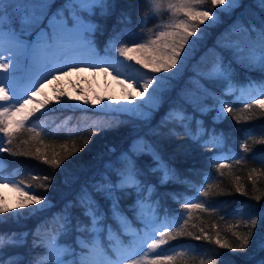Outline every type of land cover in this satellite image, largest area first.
<instances>
[{
  "label": "snow or ice",
  "instance_id": "1",
  "mask_svg": "<svg viewBox=\"0 0 264 264\" xmlns=\"http://www.w3.org/2000/svg\"><path fill=\"white\" fill-rule=\"evenodd\" d=\"M141 4H146L147 0H140ZM204 0H182L180 5L181 11L188 17L187 20H179L174 25L169 27L174 28V31H160L156 33V38L151 39L146 43H138L135 39L121 43L119 48H115V52L123 57V60H117L116 63L121 68H125L129 61H135L142 65L144 69H151L152 72L159 73L161 71L168 73L176 68L181 60V52L185 45L189 42V36L196 35L199 24L205 21L217 18L216 5H224L220 11H231L240 6V0H211L212 7L207 11H202L194 8V5L203 4ZM54 0H0V101H9V93H11L12 101L18 105L14 108H0V133H4L8 138V143L11 142L13 136V127L19 129L25 122L29 121L30 117L37 112V108L46 110L49 105V100L38 101L36 106L25 111V106L32 103L31 98L24 100L22 94L18 91L21 85H26L23 95L28 94L30 88L35 87L37 80L33 77L49 64L54 61L55 54L71 49L73 46L83 45L90 46L94 42L95 34L102 32L104 21L112 16H116L115 24L112 27L113 36L118 40L122 32L127 29L122 27L117 31V25L126 26L131 23L129 15L125 10L120 9L119 0H63V4L53 9ZM258 5L264 12V0H258ZM119 13L117 14V10ZM191 29V31H190ZM245 33L251 37L255 33V39L249 40L248 50L239 40L229 39L230 35H238ZM223 42L218 39L217 47L228 51L232 54V59L225 61L221 52H216L215 63L206 71L194 70V77L189 83L191 88H183L178 93L179 102L170 105L159 120L153 124L157 113L164 105V93L171 90L170 80L174 77L162 78L152 77L144 83L135 82V87L140 91L137 95L142 98L141 101H136L134 97H126L129 104L121 107L133 112L139 108L141 104L147 108V111L141 112L139 119L145 131L132 129L133 135L126 146L116 155V149L109 147L108 152L115 155V160L111 157L105 160L100 168L96 169L92 175L83 183H80L79 176H73L71 183L79 184V189L74 198L65 203L60 213H56L53 219L59 217V234L67 235L70 231H75L78 234H87L90 239L86 242L78 236L77 243L81 247V253L78 258L72 261V264H119L120 257L116 260L106 258L102 243L106 237L111 239L116 228L122 232H127L130 229V223L125 214V209L122 207L121 201L126 195L135 194V202L129 208L131 211H136L143 216L145 228H151L154 232L156 227V218L144 216V203L149 205L153 203L156 206L161 205L162 199L169 194L159 193L158 189L165 187L169 183H181V176L177 169L172 165L170 159H165L161 144L165 140L180 139L186 137L193 143H200L201 138L208 134V130L204 126L203 119H195V114L199 113L201 117L212 111L213 106L204 103L208 99H213L220 104L216 108V115L212 118L213 128L210 130L212 136L209 143L213 140H218L222 143L223 132L217 133L215 125L226 119L225 110L228 112L234 111V108L228 107V103L222 101L220 96L216 95L204 84L201 80L227 81V89H234V78L232 72V64L244 66L251 70L259 68L262 76H264V17L261 18L260 27L255 24L245 27L243 23L237 21L225 33L222 34ZM131 44V47L128 45ZM259 49V52L256 51ZM111 66V64H110ZM107 71V69H103ZM117 72V76L127 75L130 81H135V77L127 74L124 71ZM46 78V77H43ZM164 85H169L164 87ZM41 88L31 92L34 97ZM201 94H203L201 96ZM63 94L55 99L58 103H63ZM98 103V101L96 102ZM259 103L264 109V101H254ZM203 104V107H198ZM87 105V100L80 107ZM244 107L251 108V104H245ZM192 109V114H189L188 109ZM17 114H21L20 119H14ZM193 123L196 128L193 131ZM118 126V125H117ZM112 127V125H109ZM39 136V133L36 134ZM89 141H85L87 144ZM27 143V142H26ZM42 144L43 141H40ZM264 144V140L259 141ZM0 145H5V138L0 137ZM206 146V144H202ZM179 148L186 150V146L180 144ZM240 148L245 153L250 151L247 143H241ZM81 149L73 147L69 150L64 148V152L68 155L60 158V154L53 152L51 157L47 156L40 147L35 149H26L23 152H13L10 147H0V152L9 153L11 156L22 155L25 158H35L45 165L52 167V174H44L42 177L37 174L33 180H40L39 185L44 191L40 192L37 188L31 185H25L23 181L16 182L9 180L12 186L20 193L18 202L9 208L6 204H0V223L7 222L4 214L12 219L13 222H19L26 219L37 212H43L48 208L54 207L53 201L48 196V189L51 187L54 178V172L62 166L63 160L74 155ZM103 160V153L100 154ZM256 159L255 154L252 156ZM239 162V161H238ZM256 162L264 164V154H260ZM4 169L3 158H0V171ZM156 176L158 183L150 182L146 179L147 176ZM0 176V179H3ZM68 184L66 178L63 181ZM211 185L209 186V190ZM205 190L202 195L207 197L210 192ZM237 193H244L240 186H237ZM156 199L153 202L152 197ZM260 199L259 196L256 197ZM107 203V209L104 203ZM180 202V201H176ZM185 209H205L204 203L183 204ZM79 209L80 216L86 218L87 222H83L77 217L73 224L72 210ZM207 210V209H205ZM165 211H168L165 208ZM243 217V232H233L236 243L232 244L227 239L222 240L219 234L215 238L201 229L202 235H195V240H206L212 242L214 239L215 245L222 249H228L233 255L242 254V264H264V207L255 208L251 212L239 213ZM177 217H181L182 213H175ZM185 220L181 225V229L187 225ZM115 226V228H114ZM39 227V226H38ZM168 232L166 226L164 232L160 233L161 237ZM29 232H0V264H65L63 257L71 255V251L67 247H60L55 238L49 242L47 246V255L44 259H36L31 257L25 259L21 253H12L5 255V248H22L27 245V237ZM181 231L179 235H184ZM187 235L192 236L189 232ZM32 248L40 247L35 234H33ZM166 241L161 239H153L148 245L150 249H156ZM255 248L259 255L258 258L250 257V250ZM218 258L217 264H234L231 260H226L223 254L218 250L214 252ZM103 257V258H102ZM165 259L171 261L172 257ZM129 264H137L135 260L129 259ZM151 264H162L159 257L154 258Z\"/></svg>",
  "mask_w": 264,
  "mask_h": 264
},
{
  "label": "trees",
  "instance_id": "2",
  "mask_svg": "<svg viewBox=\"0 0 264 264\" xmlns=\"http://www.w3.org/2000/svg\"><path fill=\"white\" fill-rule=\"evenodd\" d=\"M63 4V0H54L53 11ZM120 9L125 10L129 15L131 23L126 26L117 25L119 32L122 27L127 30L122 32L118 41L128 39L129 31L138 35L150 31L158 16V10L150 8L149 0L146 4H141L140 0H119ZM117 10V14L119 10ZM264 12L261 11L258 0H240V6L231 11H219L215 21L207 24H200L201 34L197 38L194 46V53L190 60L185 63L184 69L180 74L172 76L170 80L171 90L165 92L164 105L157 113L153 120L155 124L159 120V116L170 105L179 102L178 93L183 88L193 87L189 81L194 77L196 63L200 67H211L215 63L213 53L221 52L225 61L231 60L232 57L227 51L217 47L218 39L223 42L222 34L225 33L233 24L240 21L245 27L255 24L260 27L261 18ZM116 16H112L104 21L102 32L95 34L94 42L91 44L93 49L98 53H102L104 47H107L108 41L117 39L113 36L112 27L115 24ZM241 32L238 35H230L235 40H254L255 33L251 37L243 36ZM232 72L234 78V91L230 94L224 92L227 81L201 80L200 82L209 88L216 95L220 96L222 101L228 103V107L234 108V111L224 112L226 119L215 125L217 133L223 132L222 143L218 140L208 142L212 136L211 129L212 115L214 109L201 117L199 113L195 114V119H203L204 126L208 130V134L201 138L200 143H193L186 137L180 139L165 140L161 144L162 153L165 159H170L172 165L177 169L181 176V183H169L165 187L159 188V193L167 192L169 195L162 199V203L156 206L154 203L149 205L147 201L144 203V214L158 217L160 223L156 227L157 231L151 234L158 235L164 232L168 227V232L164 237L154 236L153 239L163 238L166 243L160 245L156 249H152L147 256L145 264H151V261L159 257L162 264H217L215 251L223 254L224 259L231 260L234 264H242V254L233 255L228 249L219 248L212 242L206 240H195V235H202L201 229L215 238L219 234L222 240L227 239L230 243L235 244L233 232L245 231L243 227V217L239 214L241 210L251 212L255 208L264 207V164L256 162L260 154H264V144L259 141L264 140V109L259 103L244 98H233L235 90L246 83H264V76L260 69H245L232 64ZM169 85H164L168 87ZM209 106L214 107L219 103L213 99L205 101ZM251 104V108H245V104ZM192 114V109H188ZM139 114L135 112L124 113L115 111H96L90 109H74L67 107L55 109L48 108L42 112H36L29 121L17 129L13 128V136L11 142L4 134L5 145L10 147L13 152H23L31 148L33 152L37 147L49 157L53 152L59 153L63 159L68 153L64 152L67 147L71 150L73 147L81 149L68 159L63 160L62 166L54 172L51 187L48 189V196L53 201L54 207L48 208L43 212L20 220L18 223L13 222L7 214V222L0 223V232L10 233L29 232L27 237V245L22 248H5V255L12 253H21L25 259L35 257L36 259H44L47 255V245L56 239L59 241L60 247H67L71 251V255H66L67 264L81 253V247L77 243L78 236L85 242L90 239L87 234H78L70 231L67 235L59 234V217L53 219L54 214L60 213L65 203L72 200L79 189V184L73 185L71 178L73 176L80 177V183L86 181L92 173L100 168L102 163L111 157L115 160V155L109 153V147L116 149V155L126 146L131 136L132 129L145 131L143 123L137 119ZM112 125V127H109ZM118 125V126H117ZM195 131L196 125H192ZM39 133V136L36 134ZM1 136V133H0ZM89 141L85 144V141ZM40 141H43L41 144ZM27 142V143H26ZM241 143H247L250 151L245 153L240 148ZM183 144L186 150L178 146ZM206 144V146H202ZM103 153V160L100 154ZM255 154L256 159L252 156ZM0 158H3L4 169L0 174L11 176L23 181L26 185L37 188L40 192L44 190L39 187L41 181L33 180V177L39 174H52V167L45 165L35 158H25L22 155L11 156L9 153L0 152ZM239 161V162H238ZM68 179L69 183L63 181ZM146 179L153 183H158L156 176H147ZM211 189L209 190V186ZM240 186L245 194L237 193L236 187ZM209 190L210 194L205 197L202 193ZM260 199L257 200L256 197ZM155 196L152 197L154 202ZM180 201V202H176ZM135 202V194L126 195L121 201L122 207L130 225L136 235L140 236L143 229L140 227L142 215L136 211L129 210L130 206ZM204 203L205 209H185L183 204ZM107 209V203H104ZM165 208L168 211H165ZM182 213L181 217H177L175 213ZM79 217L83 222H87L86 218L80 216L79 209L72 210L73 224ZM187 220V225L181 229V225ZM39 226V227H38ZM115 228V226H114ZM183 231L184 235H179ZM128 232V231H127ZM193 233L192 236L187 233ZM130 233V232H129ZM33 234L40 243V247L33 249ZM122 247L127 251L131 250L133 243L137 239H131L127 233L116 228L111 239L104 238L102 248L104 254L112 256L114 254L113 242L115 237ZM250 257L255 259L261 255L252 248ZM172 257L171 261L165 259Z\"/></svg>",
  "mask_w": 264,
  "mask_h": 264
},
{
  "label": "rangeland",
  "instance_id": "3",
  "mask_svg": "<svg viewBox=\"0 0 264 264\" xmlns=\"http://www.w3.org/2000/svg\"><path fill=\"white\" fill-rule=\"evenodd\" d=\"M182 3V0H149V6L151 9L158 10V16L156 17L157 22H155L153 28L148 31L147 33H141V34H134L132 31H129L127 34H129V37L125 41H114L113 39L108 41L107 47H104V50L102 53H98L96 50L93 49L92 45L90 46H73L69 50H65L62 52H57L55 54V59L52 61L47 68H44L42 71H39L34 77L33 80H37L38 82L35 83V87L30 88L33 89L32 91H35L38 88H41V85H43L40 92L37 93L36 96L32 97L31 95H23L24 88L26 85H21L18 88V91L22 94V99H20V103H23L24 100L31 98L32 103L25 106V111H27L29 108L36 106L38 101H43L45 99L49 100V105L47 106L46 110L48 108L54 107L55 109L58 108H64L67 107L70 110L74 109H80L81 105L84 104V102L78 101V99L73 96H69L66 94L65 91L62 90V88L65 86L66 83H69L67 80L69 78V75H67V72L70 68L79 67V66H86L91 67L93 69L99 68L101 69V76H102V84H100L97 80H93L91 78H88L85 82H75V80H71L70 82H73L75 85H81L79 88L83 89L82 91H76L77 94H84L85 92H89L90 89L92 90L94 87H97L99 90L98 92L95 91L94 95L90 98L91 100L87 102V105L83 108L98 110V111H119V112H126L128 111L124 110L121 106L129 104V100L126 99V97H134L136 101H141L142 98L137 95V92L140 91L139 88L135 87V82L138 81L139 83H144L146 80L152 78V77H162V78H168L175 76L176 74H180L182 70L184 69L185 63H187L190 58L192 57V54L194 53V46L197 42V38L201 34L200 24L197 29L196 35L189 36V42L185 45L184 49L181 52V60L183 63L178 62L176 68L170 70V72L165 73L163 71L156 73L152 72L151 69H144L142 65L136 63L135 61H129L128 65L125 68H121L118 63H116L117 60H123V57H120L117 52H115V48H119L121 43H124L128 40L135 39L138 43H146L151 39L156 38V33L160 31H174L175 29L172 27H169L170 25H174L179 20H187L188 17L184 15V12L179 10L180 5ZM212 7L211 0H204L203 4L200 5H194V8L202 11H207L209 8ZM224 5H216L215 10L218 12L220 9H223ZM216 19V18H215ZM215 19L205 21L202 24H207L212 21H215ZM191 31V29H190ZM246 37V34L243 35ZM229 39L235 40L233 37H229ZM242 44L246 47V53L248 50V44L249 40H239ZM131 47V44L128 45ZM257 52H259V49H256ZM227 53L232 57V54L227 51ZM59 55V56H58ZM212 56L216 58V54L213 53ZM233 58V57H232ZM111 64V66H110ZM195 70L197 71H204L206 72L210 66L207 68L200 67L198 63H196ZM214 63H212L213 65ZM211 65V66H212ZM243 67L245 69H249L247 67V64L245 62ZM103 69H107V71H104ZM117 69L119 71H124L127 74H130L135 77V81H130L127 78V75H120L117 76ZM254 69H259L254 68ZM4 70L0 69V72H3ZM66 74V75H63ZM62 77L64 79H61L60 81L56 83H50L49 81H52L55 77ZM46 77V78H43ZM112 80L116 81V83L119 86V93L121 95L120 98L114 97L113 95H107L108 89H113L114 85L111 83ZM82 81V80H79ZM87 83L90 84L87 86ZM29 89V90H30ZM226 86L224 87V91L226 92ZM244 89L250 90L249 94H254L255 91L253 89L257 90V96L256 101H264V83L257 84V83H246L243 86H241L240 90L236 92V97H241L243 95H246L244 93ZM252 89V91H251ZM28 90V92H29ZM31 91V92H32ZM228 92V91H227ZM111 93V92H110ZM62 96L63 103H58L56 101L57 96ZM11 93H9V101H0V108H14L17 107L12 99H11ZM203 94H201L202 96ZM39 97V98H38ZM244 97H248L247 95ZM98 101V103H96ZM225 102V101H224ZM205 103V101H204ZM198 107H203V104H199ZM220 104L217 105L216 108H219ZM215 108V109H216ZM214 109V113L211 116L216 115V111ZM45 110H41L37 108V112H42ZM147 111V108L144 107L143 104L140 105L139 108L135 109L133 112L140 114L141 112ZM226 111V110H225ZM21 114H17L14 119H20ZM14 128V127H13ZM0 137H4V133H1ZM0 147H3V145H0ZM1 176V175H0ZM14 180L16 182H19L16 178H3L0 179V204H6L9 208H12L14 204L18 202L20 193L17 192V190L12 186V184L9 182V180ZM26 185V184H25ZM144 216H150L144 214ZM153 217V216H150ZM141 218V225L140 227L143 229V233L138 236V234L133 233L132 225H130V229L128 232H126L129 236H131V239H137L136 243H133V248L129 251L126 250L125 247H122V244H120L115 238V241L113 242L114 254L112 256L106 255V258L109 260H116L117 256L120 257L119 264H129V259L135 260L137 264H145L147 260V256L150 254L151 250L148 248V245L152 243V238L156 236L155 234H151L152 229L151 228H145L143 216ZM157 231V229H156ZM130 232V233H129ZM58 244L59 241L57 240ZM49 244V243H48ZM48 246V245H47ZM103 258V257H102ZM65 262V261H64ZM65 264H67L65 262Z\"/></svg>",
  "mask_w": 264,
  "mask_h": 264
},
{
  "label": "bare ground",
  "instance_id": "4",
  "mask_svg": "<svg viewBox=\"0 0 264 264\" xmlns=\"http://www.w3.org/2000/svg\"><path fill=\"white\" fill-rule=\"evenodd\" d=\"M66 75V74H63ZM67 75H69V78L67 79L69 81V83H66L65 86L62 88L63 91L66 92V94H68L69 96H73L75 95V97L78 99V101L80 102H84V100L90 101L91 97L94 95V92L97 91L98 92V88L95 87L93 85V89L87 93L85 92L84 94H77L76 91L78 89V91H82L83 89L79 88L81 85H75L73 84V82H70L71 80H75V82H85L88 78H91L93 80H97L100 84H102V76H101V69L99 68H91V67H86V66H79V67H72L69 69V71L67 72ZM61 79H64L62 77H55L52 81H49L48 84L50 83H56L58 81H60ZM82 80V81H79ZM87 82V81H86ZM114 85V88L108 89L107 90V95H113L114 97H118L120 98L121 95L119 93V86L116 83V81L112 80L111 82ZM90 85L87 83V86ZM111 92V93H110ZM110 95V96H111Z\"/></svg>",
  "mask_w": 264,
  "mask_h": 264
}]
</instances>
